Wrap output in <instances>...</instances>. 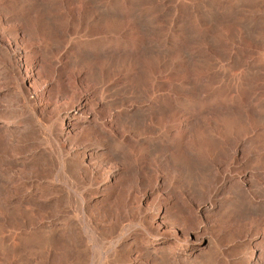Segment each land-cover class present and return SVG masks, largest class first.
<instances>
[{
    "label": "bare ground",
    "instance_id": "6f19581e",
    "mask_svg": "<svg viewBox=\"0 0 264 264\" xmlns=\"http://www.w3.org/2000/svg\"><path fill=\"white\" fill-rule=\"evenodd\" d=\"M260 18L0 0V264H264Z\"/></svg>",
    "mask_w": 264,
    "mask_h": 264
},
{
    "label": "rangeland",
    "instance_id": "374dc122",
    "mask_svg": "<svg viewBox=\"0 0 264 264\" xmlns=\"http://www.w3.org/2000/svg\"><path fill=\"white\" fill-rule=\"evenodd\" d=\"M254 3L256 4V7L258 8V11H259V17H261L260 21H264V14H262V13H264V0H254ZM259 52L261 54V55H259L261 57V59H264V46L259 47ZM182 105L185 106L186 104L183 103ZM97 122L99 123V121H97ZM225 157L226 156H224L222 158L224 159ZM257 157H258V159H257ZM257 157L253 158L252 160L251 159L247 160V164H249V166L257 167V168H259L261 170H264V157H262V155L261 156H257ZM226 158H228V156ZM255 160H256V162H255ZM258 165H260L262 167H260V166L258 167ZM148 201L150 203L152 200L151 201L148 200Z\"/></svg>",
    "mask_w": 264,
    "mask_h": 264
}]
</instances>
